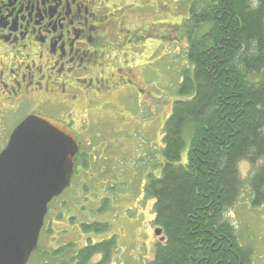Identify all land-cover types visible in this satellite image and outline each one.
<instances>
[{"label":"trees","instance_id":"obj_1","mask_svg":"<svg viewBox=\"0 0 264 264\" xmlns=\"http://www.w3.org/2000/svg\"><path fill=\"white\" fill-rule=\"evenodd\" d=\"M181 1L188 2L179 28L187 44L181 99L163 126L160 177L149 176L145 186L165 237L153 264H250L252 249L238 243L226 218L242 191L252 208L264 206V0ZM242 161L250 166L244 179ZM115 245L114 237L79 249L69 242L66 262L56 251L39 260L91 264L102 254L98 264H108Z\"/></svg>","mask_w":264,"mask_h":264},{"label":"rangeland","instance_id":"obj_2","mask_svg":"<svg viewBox=\"0 0 264 264\" xmlns=\"http://www.w3.org/2000/svg\"><path fill=\"white\" fill-rule=\"evenodd\" d=\"M117 2L124 5L118 14L125 11L123 18H119L121 30L139 31L144 36L145 54L143 60L139 58L143 66L134 73L140 97L124 90L106 96L109 106L104 105L97 113L95 129L99 133L95 139L83 143L89 151V164L79 170L69 188L56 201L57 208L54 203L50 205H53L52 210L49 209L46 219L49 221L50 216H54V220L50 221V230L41 233L39 246L49 251V248L60 247V242H76L80 248L87 238L96 243L114 236L117 254H112V264H118L117 257L123 264H151L152 247H148V241H156L150 230L155 226V217L153 201L144 195V189L149 176L160 177L163 126L173 102L181 99L177 90L181 70L186 66L187 44L179 28L182 19L187 17L188 2ZM112 37L113 40L118 38L115 32ZM185 142L188 144L189 139ZM3 143L0 140V147ZM185 155L186 149L182 155L184 161ZM238 170L244 179L250 166L242 161ZM60 208L64 213L61 225L57 216L55 218ZM230 210L227 213L230 217L226 214V219H233L238 243L252 249L250 264H264V206L252 208L248 194L242 191ZM69 218L72 221L68 222ZM95 221L106 222L108 229L100 233L79 227L81 223ZM95 260L98 262L100 256ZM28 264L42 263L39 256H33Z\"/></svg>","mask_w":264,"mask_h":264},{"label":"flooded vegetation","instance_id":"obj_3","mask_svg":"<svg viewBox=\"0 0 264 264\" xmlns=\"http://www.w3.org/2000/svg\"><path fill=\"white\" fill-rule=\"evenodd\" d=\"M123 8L117 0H0V140L4 141L0 152L21 122L40 116L64 124L78 144L70 185L79 170L88 166L89 151L83 143L99 133L95 129L97 113L109 106L106 96L124 90L140 97L134 73L143 66L139 58L143 60L144 36L139 31L121 30L119 18L125 11L118 13ZM113 32L117 40H113ZM56 216L61 225V208ZM46 218L41 231L50 230L54 220V216L49 221ZM96 224L81 223L79 227ZM153 224L151 236L157 240L148 241L152 256L157 244L165 242L162 229ZM156 229L160 236H155ZM68 243L60 242V247L49 251L40 248L37 256L56 251L66 262L71 256ZM114 252L117 254L116 247L109 250L108 264H112ZM96 256H100L98 262L93 261ZM102 259V254H95L91 264ZM119 259L117 263L123 264Z\"/></svg>","mask_w":264,"mask_h":264},{"label":"water","instance_id":"obj_4","mask_svg":"<svg viewBox=\"0 0 264 264\" xmlns=\"http://www.w3.org/2000/svg\"><path fill=\"white\" fill-rule=\"evenodd\" d=\"M77 150L68 128L43 117L13 130L0 152V264H27L48 203L69 186Z\"/></svg>","mask_w":264,"mask_h":264},{"label":"bare ground","instance_id":"obj_5","mask_svg":"<svg viewBox=\"0 0 264 264\" xmlns=\"http://www.w3.org/2000/svg\"><path fill=\"white\" fill-rule=\"evenodd\" d=\"M150 158V157H149ZM153 161V160H152ZM151 162V161H150ZM99 255V254H98Z\"/></svg>","mask_w":264,"mask_h":264}]
</instances>
